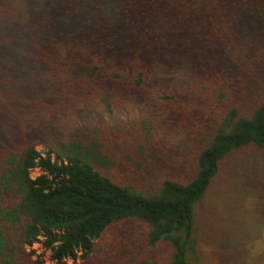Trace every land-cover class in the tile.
Instances as JSON below:
<instances>
[{
    "label": "trees",
    "instance_id": "1",
    "mask_svg": "<svg viewBox=\"0 0 264 264\" xmlns=\"http://www.w3.org/2000/svg\"><path fill=\"white\" fill-rule=\"evenodd\" d=\"M255 225L264 0H0V264H264Z\"/></svg>",
    "mask_w": 264,
    "mask_h": 264
},
{
    "label": "rangeland",
    "instance_id": "2",
    "mask_svg": "<svg viewBox=\"0 0 264 264\" xmlns=\"http://www.w3.org/2000/svg\"><path fill=\"white\" fill-rule=\"evenodd\" d=\"M174 77H175L174 83L184 80V76L181 74H177ZM159 104L160 103H155V106H158ZM152 106H154V104H152ZM138 114H139L138 110L135 107L134 109L127 108L126 110H122L119 114L109 115L108 113H106V115H104L103 118L111 120V121H122V120L132 119L134 117H137ZM37 150L41 153H44L46 151V148L40 145L37 147ZM256 173L257 171L255 170L246 169L242 173H232L231 177L226 179L221 184H219L220 180H218L216 187L210 192L204 204L201 205V208L203 210H200V213L204 212L206 214H209V211L213 206H238L236 205L235 198H234V195L236 193L238 194L240 193L242 195L241 196L242 206H255L256 207L255 203L257 202V199L259 198V196L255 195L256 192L255 193L252 192V188L250 187V184L247 183L249 176H252ZM40 175H41V172L39 170H34L32 172V177L34 179ZM238 189H242V191L238 192L239 191ZM241 199H239V201ZM255 207L251 209L253 213H255ZM239 220L245 221L247 220V218L245 219L240 218ZM240 226H246L249 229V225L245 222H242V225ZM240 230L241 228L238 229V232H241ZM239 234L240 233H236L235 230L232 231V234L230 236L231 240L236 241V237ZM251 234L254 237V239L250 243V245H247V244L245 245V241H243V244H242L241 240H238V243H241V246L243 245L242 246L243 249L245 248L246 250H248V254L252 255V257H255L264 245V228L261 226L255 225L250 228L249 236ZM42 241L43 239L41 238L39 242L34 244L33 249L36 251L37 255H40L42 257L44 264H55L51 259L52 252L50 250H45L42 247ZM78 262H80V260H78ZM68 264H74V262L69 260Z\"/></svg>",
    "mask_w": 264,
    "mask_h": 264
}]
</instances>
